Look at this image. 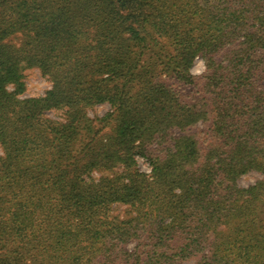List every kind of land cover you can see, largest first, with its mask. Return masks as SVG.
Masks as SVG:
<instances>
[{
  "label": "trees",
  "instance_id": "1",
  "mask_svg": "<svg viewBox=\"0 0 264 264\" xmlns=\"http://www.w3.org/2000/svg\"><path fill=\"white\" fill-rule=\"evenodd\" d=\"M0 141V264H264V0H0Z\"/></svg>",
  "mask_w": 264,
  "mask_h": 264
},
{
  "label": "rangeland",
  "instance_id": "2",
  "mask_svg": "<svg viewBox=\"0 0 264 264\" xmlns=\"http://www.w3.org/2000/svg\"><path fill=\"white\" fill-rule=\"evenodd\" d=\"M14 43H20V35L18 38L14 39ZM148 54H144V59H147ZM206 70L205 66V60L201 57L197 58L193 67L191 68V72L196 76L198 83L202 84L203 83V77L204 73ZM170 74L167 72L162 71L160 78L163 79V81L179 88L183 89L185 88L186 90L192 89L190 85H187L186 87L183 86L181 82L178 80H175L174 78H171L169 76ZM24 81L26 85L25 91L20 95V98L27 99V98H35V97H42L46 94V92L51 89L52 87V82L48 78V76L44 75L40 68L38 67H27L24 70ZM201 87V86H200ZM8 89L13 90L14 87L12 84L7 86ZM187 90V91H188ZM114 108L110 105L109 102H102V103H96L92 106H89L88 108L85 109V113L88 117V121L90 124V129H88V134H85V137H100L101 135H104L106 133H111L113 132L114 128V120L113 118H108V123H103L102 118H105L107 114L110 112H113ZM45 115L50 118L53 121H63L66 116V109H47L45 110ZM90 119V120H89ZM86 125V123L84 124ZM84 128H86L84 126ZM85 130V129H84ZM87 130V129H86ZM85 130V131H86ZM211 126L208 123H203V121H199L198 124L195 126L193 129V132L197 135V137H200V142L203 141H209L210 139L209 134H210ZM83 131V132H85ZM174 132L172 133L174 136L179 135L178 130H173ZM171 140V139H170ZM162 144L160 145V143ZM166 139L165 137H159L157 140H154V142L150 145V147H164L166 146ZM4 154V148L3 145L0 141V156ZM136 166L139 168L141 171L147 173L150 175L152 173V165L150 160L143 154L139 153L136 155ZM102 173L96 171L94 175L96 177H99ZM106 175L111 174L110 172H105ZM262 177V174L259 171L253 170L248 173L243 174L239 179H238V184L240 186H249L251 184H254L257 179H260ZM125 208V206H123Z\"/></svg>",
  "mask_w": 264,
  "mask_h": 264
}]
</instances>
